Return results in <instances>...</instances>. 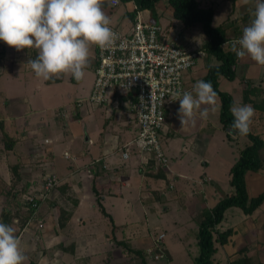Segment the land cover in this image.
I'll use <instances>...</instances> for the list:
<instances>
[{"label":"crops","instance_id":"0c3cea01","mask_svg":"<svg viewBox=\"0 0 264 264\" xmlns=\"http://www.w3.org/2000/svg\"><path fill=\"white\" fill-rule=\"evenodd\" d=\"M161 2L167 3L166 0L159 3ZM118 6L124 8V12L119 14L126 16L127 30H129L135 16V5L128 2ZM169 8L172 15L173 10L170 6ZM102 10L106 15H111L109 11ZM155 11L157 13V5ZM137 12L144 20L143 13L148 16L150 11L137 10ZM172 22L171 29L180 36L181 43L184 40L182 34L185 28L174 19ZM183 44L185 45L184 42ZM15 52L3 51L2 56L4 67L0 74V100L3 101L0 110L2 127L0 177L7 185L11 176L18 182L20 179L23 180L24 176L27 178L24 182L27 187L22 196L24 199L22 203H17L19 214L28 213L30 209L27 196H38L43 193L45 198L39 200L36 214L32 213L30 218L38 217L37 214L49 192L51 200L53 199L51 213L60 210L59 212L73 220V223L80 220L79 227L75 228L71 240L60 247V258L64 256L62 259L66 264L100 262L104 264L105 261L100 258L110 255V251L107 253L104 236L110 232L112 226L101 219L102 216L94 205L96 197H99L107 216L112 218L113 226L117 228L116 232L121 234L122 231H126V234H130L137 232V227L141 223V220H138L140 215L155 214L153 212L156 210L159 212L160 199L165 200L168 196L173 198L174 195L182 197L185 187L197 183L202 176L206 177L203 190L200 192L205 203L208 202L210 193L214 200L223 193H233V187L229 186L228 189L223 190L218 182L210 177L211 174L209 175L212 158L206 153L217 129L216 120H213L215 117L210 114L211 106L204 104L202 108L197 107L194 110V123L184 128H181L177 112L179 101L167 107L165 124L159 132L161 149L167 162L166 167L158 166L153 161L152 154L139 153L133 146L128 148L127 158H123L127 144L136 137V126L130 112L131 98L114 93L110 94L104 103L95 104L90 101L94 69L97 64L96 46L93 45L89 49V63L85 69V72L91 71L93 76L86 98L80 95V90H84L82 79L73 83L70 74H60L47 81L35 75L34 79L28 78V74H25L26 71L19 64L20 58L14 57ZM196 62L189 73L193 72ZM63 82L76 89L74 93L76 97L67 92L65 103L54 100L43 107L44 98L54 93ZM188 92L191 90L189 89ZM38 99H43L41 110L37 105ZM78 102L84 105H82L81 119L74 121L69 115ZM213 106L215 108L216 104L214 103ZM61 107L67 110L61 111ZM203 108H207L208 112L206 118L201 119L200 110ZM210 119L213 123L212 120L209 123ZM19 132L21 138L14 146L11 137ZM237 159H231L227 164L228 182L230 168ZM91 170L92 174H90ZM47 173L49 178L44 177ZM5 176H8L9 180H6ZM49 179H54L56 184L47 191L44 186ZM11 194V201H16V197L21 196L17 190H12ZM137 201L141 203V214L135 209ZM6 208L8 210L6 214L9 212L12 214L11 206ZM83 217L85 219H82ZM39 227L41 228L40 223L38 227L36 224V228ZM94 233L102 239H98V245L91 244L96 239L91 236ZM25 235L22 233L19 236L21 252L25 259L33 260V264H40L42 260L36 258V242H32L34 240Z\"/></svg>","mask_w":264,"mask_h":264},{"label":"rangeland","instance_id":"374dc122","mask_svg":"<svg viewBox=\"0 0 264 264\" xmlns=\"http://www.w3.org/2000/svg\"><path fill=\"white\" fill-rule=\"evenodd\" d=\"M198 3L200 7L210 8L213 11L212 26L223 28L226 38L230 41L238 38L242 34V29L250 23L256 0H198ZM156 5L157 13L155 11L154 15L149 12L148 16L143 13L144 21L152 25L161 26L164 32L168 33L171 25H173L169 5L166 2ZM101 7L106 12L109 11L111 13L110 16L107 15L110 18V27L123 33L128 31L126 16H120L119 14L124 12L123 7H112L110 0H101ZM182 35L184 40L181 43L183 44L184 42L185 45L183 44L180 47L192 49L198 54L196 67L193 72H186L182 75V92H188L189 89L192 92L194 84L205 76L207 72L206 65L217 63L213 58H207L202 49L206 37L200 28L184 29ZM8 50L17 52H15L14 57L18 56L20 58L21 62L19 64L26 71L25 74H28V78L33 77L32 79H34V73L26 62L36 57L37 50L29 48L17 51L2 41H0V74L3 72L4 67L3 51L6 53ZM238 62L235 80L230 82L224 78H219V90L229 93L234 104H248L254 109L249 129L263 143L260 151L261 168L258 172L246 173V184L249 197H255L264 191V66L257 65L247 56L238 58ZM92 78L91 71L85 72L82 78L84 90H80V95L84 98L87 97L88 87ZM67 85L63 82L54 93L47 95L44 98V106L41 104L43 99H38L37 105L39 109L41 110L42 106L45 107L47 106L45 104L54 100H58L59 103H65L66 93L74 95L76 92L75 88ZM130 95H133V92ZM193 95H195L194 92ZM121 96L129 97L126 94ZM214 103L216 104L215 108L213 106ZM214 103L207 104V106H211L210 114L215 117L213 120H216L217 129L206 155L209 154L212 158L211 169L209 170L210 177L216 183L218 182L223 190H226L231 186L228 182L229 178L226 168L228 162L231 159H237L239 152L250 143L245 136L231 132L229 128H221L222 126L218 122L219 98L217 96H215ZM2 104L3 101L0 100V110H2ZM82 105H84L82 102L74 105V109L69 115L71 120L79 121L81 119ZM203 105L201 104L197 107L202 108ZM62 110L66 111L67 108L61 107ZM211 120L209 123H211ZM0 129H2L1 126ZM11 138L14 146H16V141L21 138L20 132ZM1 147L0 145V150ZM61 153L65 156L63 151ZM233 154L234 157H232ZM92 172L91 170L90 174ZM48 174H45L44 177L49 178ZM5 178L9 180L8 176H5ZM1 180L2 178L0 177V222L11 225L16 230L15 235L18 239L20 234L25 233L26 237L30 236L34 240L32 242H36V258L38 257V259L42 260L40 264H66L62 259L64 256L60 258V247L66 245L69 239L71 240L72 234H75V228L79 227L78 223L80 220L78 219V222L73 223V220L65 217L63 213L59 212L60 210L57 213H51L53 199L51 200L48 192L47 198L42 203L39 214H37L38 217L30 218V216L28 221V213L22 214L20 212L19 214L17 206V203H22L24 199L22 196L27 188L24 183L27 178L24 176L23 180L20 179L18 182L11 176L8 185ZM204 182H206V177L202 176L197 183L186 186L183 192L186 195L183 194L180 198L174 195L175 198L168 196L167 199L165 197V200L158 199L159 212H156V210L153 212L155 214L140 215L138 220H141V223L137 227V232L130 234H126V231H122L121 234L116 232L117 228L113 226L112 218L107 216L99 201V197H96L95 204H93L97 207L99 215L102 216L101 219L112 226L110 232L104 236V240L107 243V253L110 251V255H107L108 258L104 255L100 259L105 261L106 264H109V262L110 264H194L198 255V246L196 239L197 224L193 220V215L199 211L203 204L210 207V205H215L218 199L214 200L210 193L208 194V202L203 203L204 200L200 192L203 190ZM12 190H17L18 194L21 195L16 197V201L10 200ZM27 198H30V196H27ZM9 205L12 208V214L10 212L6 214L8 211L6 206L8 207ZM56 205L58 206V203ZM140 206V202H135V209L139 210L141 214ZM82 219H85V217ZM36 221H40L41 228H36V224L37 227L39 225ZM215 228L219 234H226V236L218 239V241L215 240V253L211 259L212 264H232L234 262L238 264H264V202L251 215H244L236 207L229 208L225 212L222 222ZM91 236L96 237L91 244L98 245V239H101L98 238V234L94 233ZM213 237L216 239L217 234L214 233ZM63 251L67 250L63 249ZM24 264H33V260L27 258L24 260ZM98 264H102V262Z\"/></svg>","mask_w":264,"mask_h":264},{"label":"clouds","instance_id":"9594fccd","mask_svg":"<svg viewBox=\"0 0 264 264\" xmlns=\"http://www.w3.org/2000/svg\"><path fill=\"white\" fill-rule=\"evenodd\" d=\"M251 17L231 50L237 58L247 56L264 66V0H256ZM116 39L101 0H0V41L17 51L36 49V57L26 63L35 77L45 81L60 74L81 80L90 47L109 48ZM215 96L211 82L204 80L197 81L192 92H174L171 100L179 101L181 128L194 123L197 106L213 104ZM229 111L233 117L229 130L246 136L254 114L252 106L233 104ZM207 112V108L201 109L200 118H206ZM15 231L0 222V264H23L25 260Z\"/></svg>","mask_w":264,"mask_h":264},{"label":"built area","instance_id":"2783aa9c","mask_svg":"<svg viewBox=\"0 0 264 264\" xmlns=\"http://www.w3.org/2000/svg\"><path fill=\"white\" fill-rule=\"evenodd\" d=\"M110 5L116 7L119 1L110 0ZM134 11L126 33L111 27L117 34L114 44L105 49L96 47L97 64L90 101L101 104L110 94L128 95L136 137L127 144L123 158H127L128 148L133 146L139 153L152 154L153 161L164 168L167 162L159 132L165 124V110L178 102L171 100L173 93L182 92V75L195 66L198 54L180 47V36L171 28L165 33L161 26L141 19L135 6ZM55 184L54 179H49L44 188L48 191ZM44 196L43 193L32 195L29 198L32 207L37 208Z\"/></svg>","mask_w":264,"mask_h":264},{"label":"trees","instance_id":"16d2710c","mask_svg":"<svg viewBox=\"0 0 264 264\" xmlns=\"http://www.w3.org/2000/svg\"><path fill=\"white\" fill-rule=\"evenodd\" d=\"M119 4L132 2L136 10H148L155 15V6L162 0H118ZM172 8V18L179 22L185 29L200 28L205 42L202 46L207 58H213L217 64L206 65V74L201 80L210 81L212 88L219 98V123L222 128H229L233 119L229 108L234 104L232 96L227 92L219 90V78L233 82L236 78V68L239 64L238 58L231 50V44L225 36V30L219 26H212L213 11L210 8H202L196 0H166ZM132 17V15H131ZM72 82L77 80L72 78ZM232 132V131H231ZM238 134V133H237ZM248 144L239 152L238 159L230 168V185L233 187V193L222 194L211 208L203 201L199 211L193 215V220L197 224V246L198 255L194 264H212V256L215 253V240L225 237L226 234H219L216 226L224 218L225 212L236 207L244 215L253 214L264 202V191L255 197H249L246 186V173L258 172L261 168L260 151L263 146L262 140L250 129L245 136ZM38 202V200L36 199ZM28 218L35 213L39 207H32L28 202ZM36 214V213H35ZM214 233L217 234L215 239ZM238 264V263H232Z\"/></svg>","mask_w":264,"mask_h":264},{"label":"water","instance_id":"95a60500","mask_svg":"<svg viewBox=\"0 0 264 264\" xmlns=\"http://www.w3.org/2000/svg\"><path fill=\"white\" fill-rule=\"evenodd\" d=\"M234 132V131H233ZM235 133V132H234Z\"/></svg>","mask_w":264,"mask_h":264}]
</instances>
